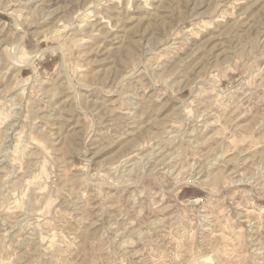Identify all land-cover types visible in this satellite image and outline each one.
Here are the masks:
<instances>
[{"label":"rangeland","instance_id":"374dc122","mask_svg":"<svg viewBox=\"0 0 264 264\" xmlns=\"http://www.w3.org/2000/svg\"><path fill=\"white\" fill-rule=\"evenodd\" d=\"M0 264H264V0H0Z\"/></svg>","mask_w":264,"mask_h":264},{"label":"bare ground","instance_id":"6f19581e","mask_svg":"<svg viewBox=\"0 0 264 264\" xmlns=\"http://www.w3.org/2000/svg\"><path fill=\"white\" fill-rule=\"evenodd\" d=\"M16 26H18L17 24H15ZM20 40V39H19Z\"/></svg>","mask_w":264,"mask_h":264}]
</instances>
